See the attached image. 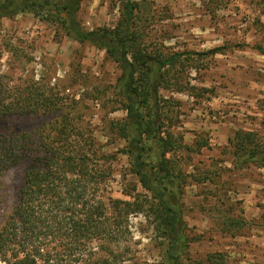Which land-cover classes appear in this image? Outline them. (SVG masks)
Here are the masks:
<instances>
[{"label":"rangeland","instance_id":"1","mask_svg":"<svg viewBox=\"0 0 264 264\" xmlns=\"http://www.w3.org/2000/svg\"><path fill=\"white\" fill-rule=\"evenodd\" d=\"M127 1L81 0L78 19L88 31L115 28ZM132 1L138 5V29L151 51L170 55L225 48L198 67L184 63L178 71H169L175 79L181 78L183 92H160L172 102L174 126L169 129L182 144L194 150L197 141L209 142L199 154L181 149V169L191 173L193 168L199 172L208 168L213 176L220 173L216 182L227 184L222 182L224 193L220 195L216 184L189 183L176 196L184 204L190 241L183 264H214L212 255L224 264H264V169L233 170L230 159L222 155L237 130L255 131L264 138V55L257 50L264 48L262 6L258 0ZM120 77L121 70L104 50L65 37L51 22L26 12L0 17L1 88L32 82L56 95L62 106L51 115L32 119L0 118V131L34 130L71 112L106 145L105 151L116 152L126 144L110 131L112 122L126 117L120 107ZM129 168L128 157L121 156L109 197L126 198V191L148 194ZM23 170L24 166H15L0 177V229L16 203ZM218 200H227V206L234 208L232 213L224 212L225 216L247 222L235 235L222 229ZM131 221L134 253L126 264H169L151 223L143 215L133 216Z\"/></svg>","mask_w":264,"mask_h":264},{"label":"trees","instance_id":"2","mask_svg":"<svg viewBox=\"0 0 264 264\" xmlns=\"http://www.w3.org/2000/svg\"><path fill=\"white\" fill-rule=\"evenodd\" d=\"M258 1L264 13V0ZM137 7L128 0L115 28L88 31L78 19L81 0H0V17L31 13L54 24L65 37L104 50L121 70L120 107L126 112L124 120L110 125L115 138L126 142L113 153L105 151L106 145L71 112L34 130L0 131V177L12 167L24 166L16 203L0 229V264H126L134 253L131 219L138 215L151 223L167 262L183 264L190 241L184 204L176 196L189 183L216 184L220 195L224 193L226 182L215 179L220 173L181 169V149L199 154L209 142L197 141L194 150L182 144L170 130L172 102L160 92H183L181 78L169 71H178L184 63L198 67L225 48L170 55L151 51L138 29ZM257 50L264 55L263 47ZM61 109L56 95L32 82L10 89L0 86V118L32 119ZM123 155L129 159V173L148 194L126 191V198L109 197L115 164ZM222 155L230 159L233 170L264 169V138L255 131L237 130ZM227 200L217 204L221 226L235 235L247 222L224 215L234 209ZM219 204L226 208L221 210ZM210 261L224 264L215 255Z\"/></svg>","mask_w":264,"mask_h":264}]
</instances>
